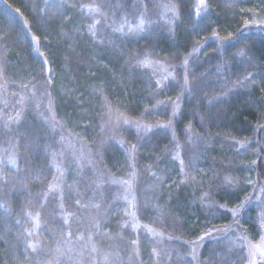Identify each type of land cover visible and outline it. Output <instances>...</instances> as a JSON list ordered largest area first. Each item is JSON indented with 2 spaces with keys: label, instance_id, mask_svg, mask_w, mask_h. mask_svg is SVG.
<instances>
[{
  "label": "trees",
  "instance_id": "obj_1",
  "mask_svg": "<svg viewBox=\"0 0 264 264\" xmlns=\"http://www.w3.org/2000/svg\"><path fill=\"white\" fill-rule=\"evenodd\" d=\"M207 1L209 18L192 0H0V264H249L234 233L264 236V26L241 28L244 0ZM125 175L136 219L107 185Z\"/></svg>",
  "mask_w": 264,
  "mask_h": 264
},
{
  "label": "snow or ice",
  "instance_id": "obj_2",
  "mask_svg": "<svg viewBox=\"0 0 264 264\" xmlns=\"http://www.w3.org/2000/svg\"><path fill=\"white\" fill-rule=\"evenodd\" d=\"M5 3H7V0H5ZM198 6L196 8V13L197 15H199V13L201 12V10L207 11L208 5H207V0H197ZM9 7H11V5H9ZM83 8L87 9V12L90 16L93 17V22L90 23L88 25V32L95 37L96 35V30H97V25L100 23V19H96L95 17L97 15L100 16H106V13H103L101 11V6L99 4H86L83 6ZM165 8L167 11L172 12L173 16L178 15L177 10H176V6L174 4H168L165 5ZM15 11L17 13H20L21 16H23V13L21 12V10L19 8H16ZM249 11H252L251 9H249ZM144 19L141 18L139 21V24L136 26V30H143V26H144ZM253 24H255L257 27L260 26H264V20H258V19H253ZM245 26H248V22L245 21ZM116 31L122 30V28H118V29H114ZM130 31L134 30V29H129ZM2 38V37H0ZM231 34H229L228 37H225L224 39H231ZM34 40L37 41V43L39 42V37H33ZM217 39H220V37L217 35ZM39 52V48L36 49ZM41 55H43V53H41ZM240 55H244L243 51H241ZM45 63H47V59H45L44 61ZM138 63L143 66V67H149L152 65V61L150 58L145 57L142 60H139ZM187 59L184 60V65L185 67L187 66ZM167 77H165L166 79ZM246 80H249L251 82V75L246 76L245 77ZM157 83L159 84V81H157ZM183 83L185 88L187 89L189 86V80H188V75L185 72L184 77H183ZM241 84L243 83V81L240 82ZM180 107V102L179 99L175 102V106H174V112L173 115L176 114V112L179 110ZM109 111H111V109H109ZM19 117V113H17V119ZM125 123H128L127 119H124ZM160 127H169V125H159ZM138 127H142L145 131H151L152 130V126L151 125H142ZM135 147V146H133ZM241 147H244L243 144H241ZM9 162L13 165H15V153L13 152L10 156H9ZM255 163V161L253 162ZM181 165L183 166V161L181 160ZM227 182L229 184L235 183V181L231 178L228 177L226 178ZM123 184L128 185L129 188L131 187V181L125 180L122 181ZM57 186L56 185H50L49 186V191H53ZM261 191H264V189H261ZM205 195H207V193H205ZM127 197H125L126 199ZM77 203H79V201H77ZM244 203H247V198L244 201ZM96 207H99V205H95ZM61 207H63V205L61 204ZM221 207H223V205H221ZM243 209V204H239L236 206V208L232 209L231 211L233 212L234 216H238L239 212ZM131 215L133 216V218H135V213H131ZM28 216L32 218L33 224H34V229H38L40 227V217L39 214L37 213L36 215H33L31 212L28 213ZM67 222V221H66ZM135 226V225H134ZM147 227V226H145ZM149 232L152 233L153 236H162L163 233L157 232L155 229H148ZM33 231H29L27 234L28 236H32L33 235ZM212 229H209L205 234L201 235L199 237L200 240H204L205 239V235L207 236H211L212 235ZM243 239H246V237H242ZM81 239H83V237H81ZM89 239H91V237H89ZM169 239H171V237H169ZM134 243H136V241H133ZM193 244L195 245L196 242L193 241ZM39 247V243L38 242H29L28 243V248H30L33 252H35L37 250V248ZM247 248H248V256H249V264H264V236L261 237L260 241L258 243H253L251 241L248 242L247 244ZM57 251H59V249H57ZM93 251H95V248H93ZM153 252H155V249H153ZM193 254L195 255L196 253V247L194 246L192 249Z\"/></svg>",
  "mask_w": 264,
  "mask_h": 264
},
{
  "label": "rangeland",
  "instance_id": "obj_3",
  "mask_svg": "<svg viewBox=\"0 0 264 264\" xmlns=\"http://www.w3.org/2000/svg\"><path fill=\"white\" fill-rule=\"evenodd\" d=\"M193 3V8L195 10L196 13V8L198 6L197 0H192ZM207 5H208V1H207ZM249 9H251L252 11H249ZM197 15V13H196ZM212 13L210 11V7L208 5L207 11L201 10V12L199 13V15H197V18H209V16H211ZM253 19H258V20H264V0H244L243 1V9L240 12V14L237 15V22L240 23L241 28H245V27H251V26H256L255 24H253ZM215 24H217V21L213 18ZM245 21L248 22V26H245ZM130 24H126L125 20L119 22L118 26L119 28L122 29H127V28H131L133 29L131 26H129ZM133 31V30H132ZM53 73H51L52 75ZM60 144H61V153L63 154L64 158L67 159V163L69 164L71 169H75V171H79L80 170V162L78 161L79 159H81V157H79V155H65L68 152H75L76 150L73 149L75 148L74 143L68 139L67 135H63L60 134ZM69 157V158H68ZM63 158V160H64ZM88 166H85L82 162H81V170L82 169H86ZM101 178V177H100ZM102 179V178H101ZM131 181V187L129 188L128 185H125L122 183V181ZM98 185L96 186H103L105 185V181H101L99 183H97ZM134 184H135V178L134 176H130V175H125L122 178H117V179H109L107 182V185L110 189V191L112 192L114 198L122 203H126V206H128V208L126 209L127 214L129 215L130 218L132 219H136L133 218V216L131 215V213H135L134 210V205L133 204H129L130 199L133 197L134 194ZM125 197H127L125 199ZM136 217V214H135ZM235 238L236 240L240 243V241H245V246L247 248V244H248V240L246 241V239H243L240 233L235 232ZM247 252H248V248H247Z\"/></svg>",
  "mask_w": 264,
  "mask_h": 264
}]
</instances>
